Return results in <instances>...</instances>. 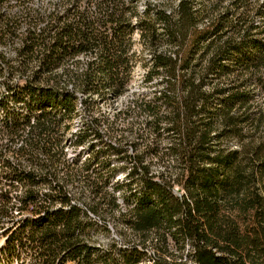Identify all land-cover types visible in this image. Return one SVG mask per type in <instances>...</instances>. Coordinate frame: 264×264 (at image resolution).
Instances as JSON below:
<instances>
[{
  "label": "trees",
  "instance_id": "trees-1",
  "mask_svg": "<svg viewBox=\"0 0 264 264\" xmlns=\"http://www.w3.org/2000/svg\"><path fill=\"white\" fill-rule=\"evenodd\" d=\"M61 3L63 11L48 16L45 56H17L20 71L33 67L13 92L29 111H16L5 126L18 137L29 124L20 151L31 153L48 172L61 164L64 182L52 186L42 202L39 187L49 175L16 170L24 217L1 252L13 257L24 242L40 264H264V107L256 100L257 89L264 91V24L256 23L264 18V0H232L228 7H221L223 0L200 6L197 0H178L171 10L149 4L142 13L138 0ZM203 18L206 26L199 27ZM136 28L152 50L144 81L160 72L166 79L164 92L140 98L138 106L152 116L157 135L170 133L168 154L176 172L156 173L138 155L127 179L114 186L117 169L110 160L101 162L105 174L89 162L79 167L66 159L63 142L77 98L61 80L72 79L100 101L107 99L106 90L119 99L130 82ZM160 29L173 51L159 49ZM39 43L34 36L31 46ZM80 54L95 60L80 73L66 68L58 73ZM88 135L83 130L77 141ZM108 150L122 152L114 145ZM80 174L94 197L86 206L67 187ZM130 201L134 206L119 218L130 230L126 246L101 244L93 233L110 229L91 214L120 210ZM1 211L9 213L8 198Z\"/></svg>",
  "mask_w": 264,
  "mask_h": 264
},
{
  "label": "rangeland",
  "instance_id": "rangeland-1",
  "mask_svg": "<svg viewBox=\"0 0 264 264\" xmlns=\"http://www.w3.org/2000/svg\"><path fill=\"white\" fill-rule=\"evenodd\" d=\"M51 0H39V3L45 6ZM64 0H61V2ZM199 6L206 4V0H197ZM261 1V0H260ZM232 0H223L221 7H228L231 5ZM164 4L168 10L175 8L178 4V0H138L137 7L139 12H143L149 4ZM62 8L65 5L61 3ZM256 23L264 24V18H256ZM199 27L206 26V18H203L198 23ZM162 41L159 43V49H175L169 44L167 40V34L160 29ZM134 47L135 51L133 59V69L131 71L130 82L127 92L119 99L112 98V91L106 90L107 99L100 101V96L97 94H86L79 90L75 86V82L72 79L63 77L61 80V86L71 89L76 98V110L73 117L70 119V130L66 134L64 141V152L66 159L69 163H78L84 161L86 158L93 156L91 168L95 171H104V167L101 164L102 161L110 160L111 167H115L116 175L112 180V184L115 186L117 183L124 182L127 177L126 173L133 167L134 157L142 156L145 163L150 164L152 170L156 173H168L175 174V160L173 156L168 154V146L171 141V135L167 130H161L160 133H156L151 127L152 116L143 112L138 104L139 99L146 97L147 99L158 96L165 91L166 79L165 73H159L154 78L145 82V71L148 65L151 63L152 50L150 47L140 38V30L135 29L134 33ZM11 66H16L17 60L15 56H7ZM76 61L67 62L63 67L58 69V73L63 75L64 68L72 70L71 72L80 73L86 69L87 64L95 60V56L85 54L78 56ZM12 74L16 73V70L9 67ZM33 67H30L26 74L31 73ZM3 75H0V97L8 87L7 81ZM13 78H11L12 82ZM89 99V102L85 100ZM256 100L260 106L264 107V91L257 89ZM6 106L9 109L20 110L26 114L29 109L22 103L18 105V101L7 95L5 98ZM4 113L0 114V123ZM90 131V135L83 141L79 142L76 138L83 130ZM24 132H26L24 130ZM22 133L18 137L11 138L4 132H0V192L7 190L9 197L10 212L4 219L0 216V230L9 228L19 221L23 217L24 213L19 211V202L22 189L19 188V183L15 179L13 170L21 169H33L37 168L34 156L29 152H22L21 147L26 145L25 133ZM158 136V137H157ZM78 137V136H77ZM157 144L156 149H151L153 144ZM233 144V143H232ZM117 146L122 149L121 153H114L112 150H108L109 146ZM98 151V152H97ZM162 154H165L164 159L160 158ZM55 170L47 172V175L57 176L56 181H63V175L65 172L64 167L60 164L52 166ZM105 174L106 170L104 171ZM38 178L44 176V173L38 172ZM55 173V174H54ZM43 178V177H42ZM68 190L72 193L74 201L78 204L86 206L93 200V195L86 187L85 179L82 174L78 175L73 181H69L67 184ZM40 193L42 202H47L48 194L51 190V186L45 182L40 185ZM179 192V191H177ZM180 193V192H179ZM134 206L133 201L124 203L120 210H107L103 209L99 215L93 214L94 220L100 224H106L110 229V232H106L104 229H99L93 233L94 238L103 245H107L111 242H115L119 247H125L127 237L130 236V230L127 225L122 222L120 218V212L126 211ZM5 226V227H3ZM6 237V233L0 234V246H4L3 240ZM31 247V246H30ZM30 247H26L23 242V246L19 247L18 251L13 257H7L6 254L1 252L0 248V264H40L38 263L31 253Z\"/></svg>",
  "mask_w": 264,
  "mask_h": 264
},
{
  "label": "built area",
  "instance_id": "built-area-1",
  "mask_svg": "<svg viewBox=\"0 0 264 264\" xmlns=\"http://www.w3.org/2000/svg\"><path fill=\"white\" fill-rule=\"evenodd\" d=\"M60 2L61 0H51L48 2L47 5L44 6L43 3L42 5L39 3V0H0V75H3L5 78H8L6 82L10 81V83L7 82L8 87L10 89L5 88L4 90L5 92H7V94L2 93V97H0V114L2 112L5 115L4 117L1 115L2 119L0 123V132H4L7 136L11 138L14 137L6 132L7 128L5 126L6 125L5 121L10 122L14 118V113L20 110L9 109L4 103L5 98L7 95L14 97L13 92H14L15 83L25 82L32 74V71L31 73L26 74L28 70L24 72V71H20V69L17 68L18 66L17 56H45L43 52L44 44H46V41L49 40V37L46 38V35L49 34L48 31L50 29V26L52 25L48 20V16L55 9L57 10V12H62L61 8L59 7ZM34 36L40 38L41 43H39L35 47H32L31 45L34 43ZM83 55L84 54H80L79 56H83ZM7 56L16 57L17 64L16 66H14L15 67L14 69L16 70L15 74H12L11 70L9 71L8 66L12 67L11 64L9 63V65H7V63L4 61V58H2L5 57L8 60ZM11 78H13L12 82H11ZM14 98L18 101V105H22V103H24V105L28 107V105L25 103L26 102L25 99H17L16 97ZM26 114H28V112ZM33 121L34 120H32V122ZM29 127L30 126L28 124L23 128V130L26 131L24 132L25 134L29 130ZM63 146H64V142H63ZM93 159H94L93 156H90L89 158H86L84 161L80 162L81 163L80 165L78 163L76 164L77 166L80 167L83 166L86 162H89L91 167V163ZM35 165L37 167L36 169L35 168L29 170L21 169V168L18 169L36 172L37 176H38L37 171L44 174L48 172L45 167L43 168L41 167L39 162L36 163ZM16 170L17 169L13 170L12 173H14L15 179L19 183V188H22V184L17 179V175L15 173ZM55 178L58 179L57 176L54 177L52 175H49V178L47 179L46 183L49 184L51 188L56 184L59 185L62 182H64V180L56 181ZM6 198H8L9 200L7 190L1 191L0 216L2 217V219H4L5 216L7 215V213L4 214L1 211L2 204ZM9 212H10V206H9ZM91 216H93V214H91ZM17 224L16 225L14 224L11 227L10 231H9L10 227L0 230V234L4 232L6 233V237L3 240V243L6 241L9 234L12 233L17 228L18 226ZM0 248H2V246H0Z\"/></svg>",
  "mask_w": 264,
  "mask_h": 264
}]
</instances>
